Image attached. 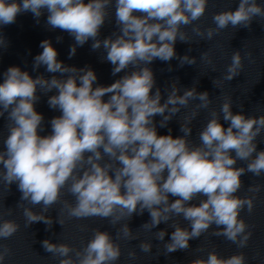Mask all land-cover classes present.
I'll return each instance as SVG.
<instances>
[{"label": "clouds", "instance_id": "clouds-1", "mask_svg": "<svg viewBox=\"0 0 264 264\" xmlns=\"http://www.w3.org/2000/svg\"><path fill=\"white\" fill-rule=\"evenodd\" d=\"M208 2L0 0V29L15 24L24 13H31L37 24L46 14L45 27L49 31L60 30L73 38L69 59L91 40L92 51L104 50L100 59L112 65L113 76L125 73L108 86L99 85L90 66L77 68L60 61L49 39L40 42L42 51L33 58V71L43 66L53 74L50 78H33L18 66L3 72L0 117L6 119L8 134L0 150V181L9 190L15 184L20 200L31 205L23 208L25 227L43 222L46 231L51 229L54 221L46 213L61 203L67 189L75 203L63 200L55 221L61 226L65 211L69 219L110 218L112 226L147 211L150 220L141 227L151 230L163 223L173 229L167 241V228L155 233L156 239L163 242L165 255L186 251L191 240L199 239L213 225L212 235L223 236L237 248L247 247L252 233L240 213L245 208L249 214L253 211L255 197L236 194L243 186V175L264 174V150H257V138L264 133V114L234 113L231 98L225 97L219 112L211 110L198 133L199 144H194L189 140L191 123L201 109L211 105L209 93L198 92L194 83L181 94L179 80L175 79L165 90V98L149 67L157 59H177L179 67L196 64L195 57L178 56L175 45L177 41L190 43L188 33L182 29L204 16ZM112 7L117 31L101 39V28L109 22ZM257 18L264 21V4L239 0L235 10L213 15L215 28L196 25L192 31L211 40L229 26L251 29ZM56 39L59 42L63 37ZM8 46L0 32V51ZM201 58L212 64L207 52ZM243 59L240 51L233 52L224 81L240 75ZM212 82L214 86L221 83L216 79ZM53 91L55 94L48 96ZM38 92L48 96L50 109L61 113L48 122V135L40 134L44 116L35 107L41 98ZM195 99L200 103L180 123L182 136L173 137L171 129L168 135L158 134L156 116L161 117L159 127H167ZM221 115L228 124L226 128ZM237 161L246 162V167H237ZM248 191L258 193L260 185L250 186ZM196 200L198 203H193ZM17 206L22 207L19 202ZM36 206L40 211L33 210ZM178 217L189 227L182 226ZM19 228L14 220L0 216V239L11 238ZM117 237L137 238L128 223L117 230ZM41 244L47 253L59 258V264H115L122 255L120 244L100 229H94L91 239L80 249L49 239ZM139 248L150 253L153 245L142 241ZM10 254V248L0 245V264ZM128 257L135 259L136 252L130 251ZM190 264H246V256L238 252L224 258L212 250L207 258L193 259Z\"/></svg>", "mask_w": 264, "mask_h": 264}, {"label": "water", "instance_id": "water-1", "mask_svg": "<svg viewBox=\"0 0 264 264\" xmlns=\"http://www.w3.org/2000/svg\"><path fill=\"white\" fill-rule=\"evenodd\" d=\"M87 2V0H86ZM239 0H209L207 10L204 16L194 21L192 25L184 27L182 30L187 32L190 37V43H182L177 41L175 50L178 56L185 54L195 57V65H184L179 67V61L173 59L170 62H162L155 60L149 67L154 72L156 84L161 88L166 98L167 91L173 80H179L181 94L184 88L193 87L194 83L198 92L207 91L212 100L208 109H201L199 115L192 120V133L189 140L194 144H199L198 133L204 127L210 118L211 110L215 109L219 112L220 106L225 97H230L233 104V112H242L247 116H259L264 114V21L257 18L253 21L251 29H236L229 26L221 30L211 40H207L197 36L192 28L199 25L202 29L212 27L213 15L225 10H235ZM257 3L264 4V0H257ZM109 22L101 28L100 38L104 39L117 31L115 24V8L109 9ZM46 14L41 17L40 23L37 24L31 13H24L17 17L16 23L3 27L0 32L9 42L6 50L0 51V82H3V72L10 66H18L22 70L28 71L35 78L38 75H44L50 78L51 73L45 71L42 66L37 71H33V58L39 54L42 49L39 47L40 42L49 39L53 47L58 51V59L68 66L83 68L90 66L96 73L97 84L108 86L119 79L125 73L121 72L116 76L112 75V65L108 62H102L100 57L105 55L104 50L92 51V41L89 40L82 47H78L76 55L69 59L70 46L74 43L72 37L66 32L60 30L49 31L45 27ZM61 36L63 39L57 42L56 37ZM234 51H240L243 59V70L239 76L232 81H224L227 66L231 63V57ZM207 52L212 60V64H208L201 58V54ZM251 55H248V54ZM169 67L172 71H169ZM214 69V70H213ZM128 69L127 71H131ZM59 75V74H56ZM219 80L218 86L213 85V80ZM155 91V89H153ZM40 95V101L35 105L38 113L44 116V130L41 135H48L51 132L48 123L53 117L61 113L50 109L47 103L48 96L55 94V91L49 93L48 96ZM108 99L107 96L104 97ZM163 102V100L161 101ZM200 103L198 99L192 100L187 108L181 109L168 124L167 127H159L160 116L155 117L157 131L160 135H168L171 129L173 137L182 136L180 131V123L183 122L186 115H190L196 104ZM242 106V107H241ZM221 123L226 128L228 124L223 121L221 115ZM6 119L0 117V150H3V138L7 136ZM257 150H264V133L257 138ZM235 155V153H233ZM107 159V158H105ZM237 167H246V162L237 161ZM243 181L242 188L236 195L240 197L254 196L255 207L249 214L245 208L240 213V217L249 225L248 231L252 233L247 247L240 249L223 236L212 235L215 226L204 233L199 239L191 240L190 247L186 251H177L169 255L164 254L163 242L156 239L155 233L160 229L167 228L168 236L173 229L168 228L165 224H160L157 228L147 230L141 227L142 224L150 220V216L146 211L143 215H133L131 220H121L115 226L110 224V218L102 219L93 216L85 219H69L67 212L62 213L64 225L56 223L58 212L62 207L63 200L75 203L74 197L64 190L61 203L53 205L46 215L50 216L54 223L51 229L46 231L47 225L43 222L34 223L29 227H25V217L23 216V208L31 207L27 201H21V193L17 190V186L13 184L10 190L0 181V216L3 219L14 220L20 225L19 231L9 239H0V245H6L11 249V254L6 257L3 264H59V258L47 253L42 247L41 242L49 239L52 243H66L70 246L80 249L91 239L93 230L100 229L107 231L115 242L120 244L122 255L115 264H190V261L196 258H207L208 252L215 250L221 257L227 258L235 253L243 252L246 256V264H264V174L257 177L252 173H246L241 177ZM260 185L258 193L249 192L250 186ZM170 199H174L171 198ZM22 205L18 207L17 204ZM198 203V200L193 201ZM11 209V215L8 214ZM34 211H40V206H36ZM179 222L184 227H189L188 222L182 217H178ZM128 223L133 235L136 239L125 240L117 237V230ZM142 241L151 242L153 248L150 253H144L139 248ZM136 252L135 259H129L128 253Z\"/></svg>", "mask_w": 264, "mask_h": 264}]
</instances>
